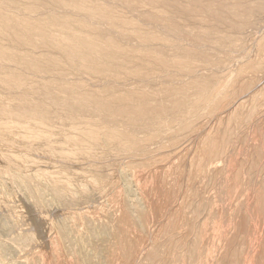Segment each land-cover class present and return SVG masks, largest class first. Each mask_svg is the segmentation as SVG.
<instances>
[{
  "label": "bare ground",
  "instance_id": "1",
  "mask_svg": "<svg viewBox=\"0 0 264 264\" xmlns=\"http://www.w3.org/2000/svg\"><path fill=\"white\" fill-rule=\"evenodd\" d=\"M263 18L264 0H0V264H246L227 201L262 164L264 142L233 146L264 105Z\"/></svg>",
  "mask_w": 264,
  "mask_h": 264
},
{
  "label": "rangeland",
  "instance_id": "2",
  "mask_svg": "<svg viewBox=\"0 0 264 264\" xmlns=\"http://www.w3.org/2000/svg\"><path fill=\"white\" fill-rule=\"evenodd\" d=\"M263 21V22H262ZM261 22L263 23L262 25L264 26V18H263V20H261ZM260 26H261V24H260ZM263 26H261V29L262 28H264ZM259 29V28H258ZM251 31V30H250ZM256 34L254 33V36H246V38L248 37V50H250V52L247 54V56L249 55H253V51H251V50H253L252 48L253 47H251L250 45L252 44V41H253V38H256L257 37V35L255 36ZM245 38V39H246ZM250 40V41H249ZM233 53V55H236L237 54V52H236V49H234V52H232ZM235 53V54H234ZM244 55H245V53H244ZM251 55V56H252ZM233 61H234V59H233ZM230 67H229V69H227V70H225L224 71V73H222V74H225L226 72H229L230 71ZM233 69V68H232ZM260 86H264V82L263 83H259L255 88H259ZM255 88H253V89H255ZM253 89L251 90V92L253 91ZM249 92L250 91H248L247 92V95L249 94ZM246 94L245 95H243V96H247ZM232 102H234V101H232ZM230 103L229 105H227V107L225 106V108H223V109H225V111H226V109L227 108H229V109H231L232 108V106L234 107V104H235V102L234 103ZM231 107V108H230ZM264 108V105H262V107H261V111H260V114H259V121L258 122H256V124H254V126H253V124L251 125V124H248V125H246V130H244L245 129V127H244V129H241V131H243V132H241L240 131V133H239V136H241V137H239L237 140H236V142H235V144H234V148H238V149H242V150H244V149H247V150H251L252 149V147L255 149V146L258 144H262L264 141V110L262 111V109ZM222 109V114L224 113V114H226L227 112H225L224 110ZM228 110V109H227ZM261 115V116H260ZM216 116L214 117V118H212V119H210V126H212V128L216 125V123H217V121H215L216 119ZM206 120V119H205ZM214 125V126H213ZM257 125V126H256ZM209 126V127H210ZM247 126L249 127V128H247ZM250 127H252V128H250ZM262 127V130L260 129V128ZM259 128V129H258ZM252 130V131H251ZM256 130V131H255ZM200 132H202V131H200ZM200 132L198 133V134H195V135H192V136H190V138H188V139H186V141L185 142H183V146H181V147H185V145L187 146V147H189L190 146V148H191V145H193L192 146V148H194L193 149V151L195 150V147H196V144H197V138H199V137H197V135L199 136V134H200ZM242 135H243V137H242ZM250 136V138L248 139V141H247V145H246V147L243 149V147H244V145L243 144H241V143H243V141L245 140L244 139V137H249ZM193 137V138H192ZM197 137V138H196ZM263 138V139H262ZM252 139V140H251ZM258 141H257V140ZM196 140V141H195ZM251 140V141H250ZM261 140V141H260ZM250 141V142H249ZM253 141V142H252ZM256 141V142H255ZM260 141V142H259ZM195 142V143H194ZM238 142H239V144H238ZM251 142H252V144H251ZM262 142V143H261ZM237 143V144H236ZM191 144V145H190ZM239 145V146H238ZM240 145H242L241 147H240ZM253 145V146H252ZM231 148L230 147V150L232 151L234 148ZM264 143H263V145H262V148H261V152L260 153H262V156H261V162L260 163H262V164H260V168H259V170H257V172L255 173V178L253 177V180H252V182H250L251 184L250 185H248L249 183H248V179L250 178V176L249 175H247L246 177H247V180H245V184H243V185H246L245 186V189H239V188H242V187H239L238 188V193H237V191H234V195H233V199H231V198H229V200L227 201V203L230 201L232 204H230V202L228 203V206L229 205H232V206H229L228 208L229 209H235V211H236V209H238V211L241 209V210H243V208H240L239 207V203L238 202H240V198L241 199H243L244 198V200H245V202H246V208H247V211H246V214L249 216V218H250V224L248 225V227H249V229H248V227H247V238H246V248H245V250H244V258L246 257V264H264V208L262 209V210H258V209H260V208H257L258 207V205L259 204H257V198L256 197H254V196H256V195H258V194H256L257 193V190H258V188H259V186L261 185V186H263V181H262V179L264 180V178H262V177H264V159H262V157L264 156ZM191 148V149H192ZM236 148V149H237ZM249 148H251V149H249ZM169 151H168V150ZM165 148V152H169L170 153V149L169 148ZM242 150H239V152H241V153H239L238 151L235 153V154H233V156H237L236 157V160H238V161H240L241 159L243 160L244 158H242V156L243 157H245V153H244V151H242ZM251 151H253V149L251 150ZM172 153H175L176 151H171ZM237 154V155H236ZM239 154V155H238ZM244 154V155H243ZM110 156V155H109ZM109 158H113V159H109ZM116 159V157H112V156H110V157H108V159H107V163L109 164L110 162H112V161H114ZM49 164V162H45L44 164L43 163H40L39 165H47V164ZM49 166H51V165H47V167H49ZM238 168V167H237ZM237 168L235 169V170H237ZM261 169H263V174H261V172H260V170ZM260 172V173H259ZM259 174H260V177H259ZM249 176V177H248ZM259 178V179H258ZM261 181V182H260ZM260 182V183H259ZM11 185H12V182L10 183ZM243 185H241V186H243ZM260 186V187H261ZM241 190H243V191H241ZM254 190V191H253ZM241 191V192H240ZM254 193V194H253ZM240 194V195H239ZM242 194V195H241ZM245 194V195H244ZM236 195H239V196H237L236 197ZM247 195H248V197H247ZM242 196V197H241ZM235 197V198H234ZM240 197V198H239ZM237 198H239V199H237ZM233 200V201H232ZM238 200V201H237ZM243 200V201H244ZM241 203V202H240ZM253 203V204H252ZM257 204V205H256ZM238 205V206H237ZM223 206V205H222ZM237 212V211H236ZM250 213V214H249ZM261 213V214H260ZM263 215V216H262ZM2 215L0 214V217H1ZM253 216V217H252ZM0 222H1V218H0ZM254 225V226H253ZM253 230V231H252ZM249 235V236H248ZM249 237V238H248ZM249 246H250V248H249ZM256 248V249H255ZM250 249V250H249ZM249 251V252H248ZM263 256V257H262ZM248 257V258H247ZM253 259V260H252ZM245 264V263H244Z\"/></svg>",
  "mask_w": 264,
  "mask_h": 264
}]
</instances>
